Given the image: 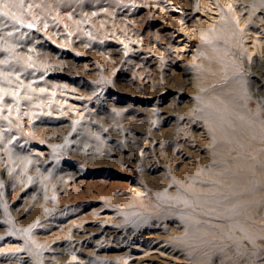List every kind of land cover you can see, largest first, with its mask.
Returning <instances> with one entry per match:
<instances>
[{
    "label": "rangeland",
    "instance_id": "374dc122",
    "mask_svg": "<svg viewBox=\"0 0 264 264\" xmlns=\"http://www.w3.org/2000/svg\"><path fill=\"white\" fill-rule=\"evenodd\" d=\"M262 27L242 0H0V264H264V219L222 229L176 186L174 143L207 168V139L164 113L195 106L202 57L264 55Z\"/></svg>",
    "mask_w": 264,
    "mask_h": 264
},
{
    "label": "bare ground",
    "instance_id": "6f19581e",
    "mask_svg": "<svg viewBox=\"0 0 264 264\" xmlns=\"http://www.w3.org/2000/svg\"><path fill=\"white\" fill-rule=\"evenodd\" d=\"M242 2L243 7L264 22V0ZM53 8L56 13L61 11L57 4ZM189 15L190 12H187L176 17V23L185 17L189 18ZM155 32L157 36L161 35L159 27ZM191 33L196 35L197 31ZM217 33H223L221 27L203 32V35L212 37ZM148 47L156 48L155 41L149 42L147 49ZM202 48L203 44L195 48L193 56L197 57ZM234 52H227L226 55L222 53L225 56L222 64L202 57L204 66L208 68L203 70L201 65L196 67V73L200 68L197 76L203 81V91L199 93L195 106L192 109H175L168 101L164 105V113L176 123H180V115H184L187 119L185 123L201 130L200 139H207L205 151L210 165L207 168L199 167V162L192 157V153L182 151L184 155L181 154L179 150L182 145L177 141L174 143L179 149L172 156L178 162H173L172 166L183 164L186 176L177 177L174 182L179 190L192 193L190 205L196 207L201 218L209 219V216L214 215L224 220L222 229H239L244 236L259 238L262 232L259 226L264 219V213L259 210L260 203L264 201V55L260 53L248 64L244 58L241 59V55L237 57ZM229 55L237 57L239 61L229 59ZM183 128V133L193 139L191 129L185 126ZM180 134L172 131V136L177 138L181 137ZM145 141V138H141L140 145H137L138 154ZM191 174L194 176H190ZM250 221L256 225L253 229L248 226ZM197 227L195 224V229ZM150 238L154 240L153 237ZM151 239L145 240L147 248L153 241ZM166 240H160L163 242L161 250L175 248V243ZM125 255L121 258L122 261H126L127 254ZM213 260L220 264H238L236 260L224 255L215 256Z\"/></svg>",
    "mask_w": 264,
    "mask_h": 264
}]
</instances>
